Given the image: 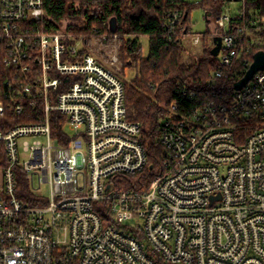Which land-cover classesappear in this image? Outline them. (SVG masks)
I'll return each instance as SVG.
<instances>
[{
  "label": "built area",
  "instance_id": "2783aa9c",
  "mask_svg": "<svg viewBox=\"0 0 264 264\" xmlns=\"http://www.w3.org/2000/svg\"><path fill=\"white\" fill-rule=\"evenodd\" d=\"M45 19V0H0V264H264V72L189 115L173 102L160 169L144 191L123 190L119 178L150 158L119 56L103 65L71 33L43 31ZM230 21L219 16L211 35L222 39L213 82L252 49ZM29 109L34 122H6ZM234 119L258 126L243 144Z\"/></svg>",
  "mask_w": 264,
  "mask_h": 264
},
{
  "label": "trees",
  "instance_id": "16d2710c",
  "mask_svg": "<svg viewBox=\"0 0 264 264\" xmlns=\"http://www.w3.org/2000/svg\"><path fill=\"white\" fill-rule=\"evenodd\" d=\"M233 3L228 0H203L198 4L185 0H45L46 19L40 26L43 31L63 32L62 24L70 22L65 32L82 40L87 51L92 48V42L97 41L101 47L117 49L123 73L125 68L138 69V76L133 82L123 81L125 101L129 120L142 128V142L150 163L143 174L120 177L121 189L144 191L160 169L165 155L159 141L160 126L169 118L173 102L179 103L177 117H180L189 115L199 101H220L222 96L233 94L235 84L249 70L254 55L264 52V0H245L243 8L230 13L227 32L237 35L240 28L245 29L246 36L239 39L246 47L252 44L250 54H244V59L227 69L220 81L213 82L219 58L211 54L215 43L211 33H206L203 41L213 44L211 51L205 49L202 57L194 63L186 61L184 41L188 35H193L192 13L198 9L204 11L210 24V16L213 19L228 14L225 10L231 12L229 7ZM172 15L179 17L173 27ZM112 19H116L118 24L115 34L110 31ZM143 37H148L150 41L146 59L142 57ZM100 55L102 59L98 58L99 61L106 65V56L103 53ZM224 81L226 85L223 89ZM185 89L195 96H184ZM38 112L29 109L24 117H14L12 112H8L6 122L9 126L29 124L34 122ZM50 122L53 137L63 143L66 139L63 133L66 118L53 111ZM233 127L237 144H243L258 128L255 124L237 119L233 120Z\"/></svg>",
  "mask_w": 264,
  "mask_h": 264
},
{
  "label": "rangeland",
  "instance_id": "374dc122",
  "mask_svg": "<svg viewBox=\"0 0 264 264\" xmlns=\"http://www.w3.org/2000/svg\"><path fill=\"white\" fill-rule=\"evenodd\" d=\"M187 3H191V4H198L200 2H202L203 0H185ZM242 5L239 3H233L230 5V11L229 10H225L228 11V15H230V13L234 14V12H237L241 9ZM226 15V14H224ZM210 24H208L206 18H205V13L204 11L198 9L195 10L192 15H191V20H192V33L193 35H189L185 41H184V47L186 48V61L191 63V62H195L197 59H200L202 57V53L205 49H209L211 51V49L213 48V44L210 42H204L203 38L204 35L206 33H211V35L214 36V34L216 33V19L211 18V16L209 17ZM71 24L70 22H64L62 24V30L65 31L66 27H68V25ZM196 36H200L202 39V43L201 44H195L194 43V39ZM92 48L89 49L90 53L92 55H94L95 57L102 59V56L100 55L101 53H103V55L106 56V65H109L110 59L111 57L117 53L118 51L117 49L114 50H110V48H104L101 47L99 45V42L97 41H93L92 42ZM141 45H142V57L144 59H146L149 56V51H150V41L148 37H143L141 39ZM101 58H100V57ZM119 56V54H118ZM104 59V58H103ZM108 60V61H107ZM120 67L123 70L124 68L121 65L120 62ZM138 76V69L137 68H125L124 73L121 72L120 74H118V77L125 82L131 83L133 82Z\"/></svg>",
  "mask_w": 264,
  "mask_h": 264
},
{
  "label": "water",
  "instance_id": "95a60500",
  "mask_svg": "<svg viewBox=\"0 0 264 264\" xmlns=\"http://www.w3.org/2000/svg\"><path fill=\"white\" fill-rule=\"evenodd\" d=\"M118 30V24L116 19H112L110 22V31L115 34ZM215 47L212 49L211 54L214 57H218L222 47V39L216 38L214 40ZM259 72H264V52L259 51L254 55L253 63L250 66L249 70L246 72L245 76L235 84V90H242L252 78Z\"/></svg>",
  "mask_w": 264,
  "mask_h": 264
}]
</instances>
